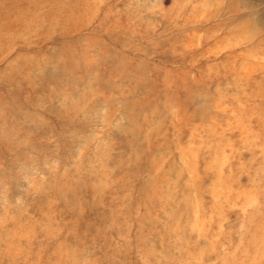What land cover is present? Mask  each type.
Wrapping results in <instances>:
<instances>
[{
  "label": "rangeland",
  "instance_id": "rangeland-1",
  "mask_svg": "<svg viewBox=\"0 0 264 264\" xmlns=\"http://www.w3.org/2000/svg\"><path fill=\"white\" fill-rule=\"evenodd\" d=\"M0 264H264V0H0Z\"/></svg>",
  "mask_w": 264,
  "mask_h": 264
},
{
  "label": "bare ground",
  "instance_id": "bare-ground-1",
  "mask_svg": "<svg viewBox=\"0 0 264 264\" xmlns=\"http://www.w3.org/2000/svg\"><path fill=\"white\" fill-rule=\"evenodd\" d=\"M46 16H47V14H46ZM46 16H45V17H46ZM25 24H26V23H25ZM26 25H27V24H26ZM26 25H25V26H26ZM216 190H217V189H216Z\"/></svg>",
  "mask_w": 264,
  "mask_h": 264
}]
</instances>
